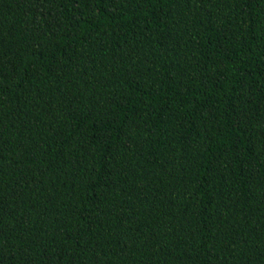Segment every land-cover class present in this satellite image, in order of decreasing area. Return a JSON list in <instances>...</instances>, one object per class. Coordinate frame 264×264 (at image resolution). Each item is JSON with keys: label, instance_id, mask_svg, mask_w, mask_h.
Here are the masks:
<instances>
[{"label": "trees", "instance_id": "trees-1", "mask_svg": "<svg viewBox=\"0 0 264 264\" xmlns=\"http://www.w3.org/2000/svg\"><path fill=\"white\" fill-rule=\"evenodd\" d=\"M0 264H264V0H0Z\"/></svg>", "mask_w": 264, "mask_h": 264}]
</instances>
